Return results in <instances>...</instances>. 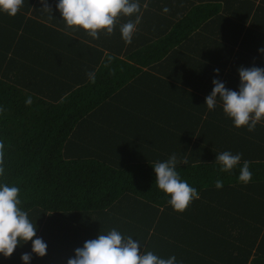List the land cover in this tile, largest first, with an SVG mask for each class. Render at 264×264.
Wrapping results in <instances>:
<instances>
[{
  "label": "trees",
  "instance_id": "16d2710c",
  "mask_svg": "<svg viewBox=\"0 0 264 264\" xmlns=\"http://www.w3.org/2000/svg\"><path fill=\"white\" fill-rule=\"evenodd\" d=\"M46 2L52 12L41 0H24L15 16L0 11V184L20 188V207L47 243L30 264H67L114 228L177 264H264V120L250 132L219 98L205 104L213 79L238 91L239 67L264 68V0H140L130 44L120 24L135 15L94 39L66 25L58 0ZM143 66L147 92L128 99ZM224 151L242 154L230 172L215 160ZM173 154L199 192L183 212L152 166ZM245 160L248 184L238 179ZM31 249L29 241L0 254V264H24Z\"/></svg>",
  "mask_w": 264,
  "mask_h": 264
},
{
  "label": "clouds",
  "instance_id": "9594fccd",
  "mask_svg": "<svg viewBox=\"0 0 264 264\" xmlns=\"http://www.w3.org/2000/svg\"><path fill=\"white\" fill-rule=\"evenodd\" d=\"M41 2L43 9L52 12L46 0ZM23 4L24 0H0V11L15 16ZM56 8L68 27L82 28L94 39L99 38L100 32L112 34L120 17L131 18L135 15V21L129 19L120 24L122 39L129 44L137 30L140 20L137 14L141 11L140 0H58ZM168 11V8H164V12ZM258 51L264 53V48ZM214 72L218 74L219 69H214ZM238 73V91L226 88L225 82L219 79H213L214 87L206 96L205 104L209 109H214L219 98L224 113L232 119L234 126L247 127L251 132L255 130L257 123L264 120V68L241 66ZM88 76L95 83V74L88 73ZM25 103L31 105V97ZM4 111L0 107V113ZM4 151L5 145L0 141V176L5 172ZM241 158L240 153L224 151L217 154L215 160L222 166L221 171L230 172L240 164ZM178 162L173 154L168 160L156 162L152 166L157 187L170 196L168 203L175 211L183 212L194 199H199V192L181 179L176 171ZM238 179L244 184L252 181L249 161L243 162ZM223 186V181L217 179L215 187L221 189ZM20 205V188L0 184V254L10 258L17 246L31 241V252L21 255L24 264H30L32 253L39 257L47 254V243L37 237L36 224ZM74 252L75 255L67 260V264H177L175 256L165 259L151 251L142 253L139 241L122 235L115 228L107 234H99L97 238L85 241L83 247L76 248Z\"/></svg>",
  "mask_w": 264,
  "mask_h": 264
},
{
  "label": "crops",
  "instance_id": "0c3cea01",
  "mask_svg": "<svg viewBox=\"0 0 264 264\" xmlns=\"http://www.w3.org/2000/svg\"><path fill=\"white\" fill-rule=\"evenodd\" d=\"M155 72V70H154ZM161 73V72H157ZM152 72H150V68L147 66H143L140 68V71L138 74L131 80L132 86L136 88H148L150 85V76ZM154 74V73H153ZM165 129H173L172 127L168 125H164ZM182 129H179L178 132H176L175 136H178L182 133Z\"/></svg>",
  "mask_w": 264,
  "mask_h": 264
},
{
  "label": "rangeland",
  "instance_id": "374dc122",
  "mask_svg": "<svg viewBox=\"0 0 264 264\" xmlns=\"http://www.w3.org/2000/svg\"><path fill=\"white\" fill-rule=\"evenodd\" d=\"M147 88H136L131 86L130 93L126 96V98L131 99L134 97H139V95H144L147 91H145ZM113 97L120 101V98L117 95H113Z\"/></svg>",
  "mask_w": 264,
  "mask_h": 264
}]
</instances>
